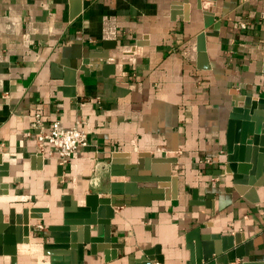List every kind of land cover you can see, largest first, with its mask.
Listing matches in <instances>:
<instances>
[{
	"label": "crops",
	"instance_id": "obj_1",
	"mask_svg": "<svg viewBox=\"0 0 264 264\" xmlns=\"http://www.w3.org/2000/svg\"><path fill=\"white\" fill-rule=\"evenodd\" d=\"M247 96L264 97V0H0V226L42 209L24 241L0 239V264H187L204 237L235 235L249 252L235 264L264 262V193L224 172ZM36 113L48 130L79 122L86 145L62 165L28 134ZM115 153L172 170L176 197L158 182L161 194L116 207L110 253L57 248L50 227L110 186Z\"/></svg>",
	"mask_w": 264,
	"mask_h": 264
},
{
	"label": "water",
	"instance_id": "obj_2",
	"mask_svg": "<svg viewBox=\"0 0 264 264\" xmlns=\"http://www.w3.org/2000/svg\"><path fill=\"white\" fill-rule=\"evenodd\" d=\"M89 4L90 2L86 1L84 7H88ZM212 24L217 31L221 22H215L212 12H208L205 16V26ZM207 34L210 35V32ZM205 37V32L199 36V50L202 56L205 54ZM122 158L124 159L121 160ZM127 158L129 157L126 155L115 153L111 162L110 186L102 192L87 195L85 206L80 207L76 215L66 213L64 226L50 227L57 248H73L77 254H81L87 248L92 253L97 251L110 253L111 249L119 245L112 243L110 229L116 207L131 204L137 195L143 193L161 194L162 188H157L158 182L171 181L176 197L178 178L173 175L172 170L167 168L162 171L154 165L149 167L143 158L137 162H131V158L130 160ZM2 169L4 165L0 166V189L3 177L7 175ZM224 172L232 173L235 183L242 184L243 189H247L250 194L258 191L264 193V97L247 96L240 99L233 108L227 130V165ZM142 181L151 183V186L147 185L151 188L149 191L143 190L145 186L140 184ZM102 193H105L104 196H101ZM41 211V208L26 207L17 217L6 218L7 226H0V239L14 245L24 241L29 236L30 218H41ZM93 226H97L96 235H92ZM54 230L64 232L63 236L53 234ZM211 238L213 237H204L198 242L196 249H192L187 264H235L237 259L248 256L249 252L240 246L239 236L224 237L221 245L216 241L211 242L214 240ZM114 253L112 250L113 255ZM79 259L82 260V256H79ZM148 261L142 264L153 263L151 258ZM70 264L75 262L70 260ZM239 264L264 262L244 261Z\"/></svg>",
	"mask_w": 264,
	"mask_h": 264
},
{
	"label": "built area",
	"instance_id": "obj_3",
	"mask_svg": "<svg viewBox=\"0 0 264 264\" xmlns=\"http://www.w3.org/2000/svg\"><path fill=\"white\" fill-rule=\"evenodd\" d=\"M247 28V21H242L240 23V29L246 30ZM78 123L72 128H63L59 120H54L50 123L51 127L48 130L47 122L43 120L40 113H36L30 121L28 134H36L37 144L41 150L44 148L46 142L50 143L53 146V150L50 153L56 155L60 163L64 165L88 141L87 132ZM39 227L44 228L43 225H39Z\"/></svg>",
	"mask_w": 264,
	"mask_h": 264
}]
</instances>
